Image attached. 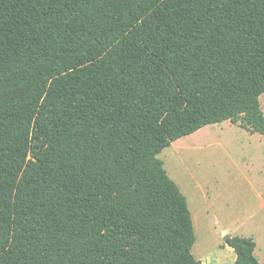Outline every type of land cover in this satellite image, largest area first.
Segmentation results:
<instances>
[{
  "label": "trees",
  "instance_id": "16d2710c",
  "mask_svg": "<svg viewBox=\"0 0 264 264\" xmlns=\"http://www.w3.org/2000/svg\"><path fill=\"white\" fill-rule=\"evenodd\" d=\"M262 93L264 0H0V264H201L157 155Z\"/></svg>",
  "mask_w": 264,
  "mask_h": 264
},
{
  "label": "rangeland",
  "instance_id": "374dc122",
  "mask_svg": "<svg viewBox=\"0 0 264 264\" xmlns=\"http://www.w3.org/2000/svg\"><path fill=\"white\" fill-rule=\"evenodd\" d=\"M264 112V93L259 96ZM157 157L185 197L201 264H235L224 235L252 237L264 253V134L225 120L165 147Z\"/></svg>",
  "mask_w": 264,
  "mask_h": 264
},
{
  "label": "crops",
  "instance_id": "0c3cea01",
  "mask_svg": "<svg viewBox=\"0 0 264 264\" xmlns=\"http://www.w3.org/2000/svg\"><path fill=\"white\" fill-rule=\"evenodd\" d=\"M261 106V104H260ZM262 110V108H261ZM264 114V112H263ZM230 122V121H229ZM252 238V237H251ZM253 239V238H252ZM225 246H227L226 244H224ZM229 247V246H228ZM231 248V247H230ZM232 249V248H231ZM233 250V249H232ZM234 252V251H233ZM235 254V253H234ZM254 255L257 258V260L261 263L264 264V253L262 254H258V250H257V242L255 241V249H254Z\"/></svg>",
  "mask_w": 264,
  "mask_h": 264
}]
</instances>
